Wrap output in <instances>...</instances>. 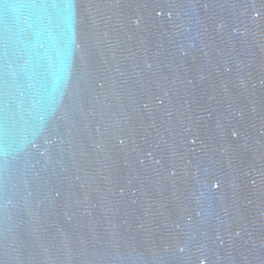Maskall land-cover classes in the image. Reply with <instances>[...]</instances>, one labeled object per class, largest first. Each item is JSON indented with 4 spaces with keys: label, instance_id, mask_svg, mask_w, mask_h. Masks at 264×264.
I'll return each instance as SVG.
<instances>
[{
    "label": "water",
    "instance_id": "95a60500",
    "mask_svg": "<svg viewBox=\"0 0 264 264\" xmlns=\"http://www.w3.org/2000/svg\"><path fill=\"white\" fill-rule=\"evenodd\" d=\"M0 264H264V0H0Z\"/></svg>",
    "mask_w": 264,
    "mask_h": 264
}]
</instances>
